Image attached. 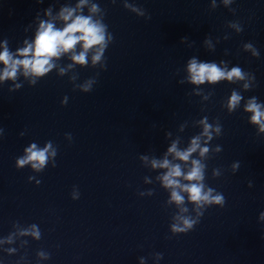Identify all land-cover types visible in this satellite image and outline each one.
I'll return each mask as SVG.
<instances>
[{"label":"water","instance_id":"obj_1","mask_svg":"<svg viewBox=\"0 0 264 264\" xmlns=\"http://www.w3.org/2000/svg\"><path fill=\"white\" fill-rule=\"evenodd\" d=\"M79 2L0 0V51L15 56L41 21L62 28L60 10ZM74 15L107 25L101 61L68 52L42 77L0 80V264H264V131L246 110L253 97L264 110V0H87ZM193 58L244 79L193 83ZM233 91L242 98L229 110ZM197 136L203 156L168 152ZM32 143H51L45 165L16 167ZM164 159L184 173L199 160L200 183L224 205L180 189L183 204L172 201L167 169L152 166ZM180 216L197 223L174 232Z\"/></svg>","mask_w":264,"mask_h":264},{"label":"clouds","instance_id":"obj_2","mask_svg":"<svg viewBox=\"0 0 264 264\" xmlns=\"http://www.w3.org/2000/svg\"><path fill=\"white\" fill-rule=\"evenodd\" d=\"M114 2V0H113ZM229 0H225L228 3ZM87 0H80L76 8L64 7L59 12V18L63 20L64 26L57 28L53 23L47 21H41L39 28L35 35V40L32 43H28L26 46L18 49L17 53L14 54L9 52L7 47H4L3 51H0V63H3L4 68L0 70V80L12 79L15 80L18 71L22 70L23 75L28 77H42L55 67L53 58H59L62 54L72 52L71 59L78 64H87V56L89 51H92L91 60L93 64L101 61L104 58V52L107 49L108 42L113 40L114 37L106 32L107 25L100 21L93 19L91 15H74V13L84 4ZM92 12L98 11L97 5H92ZM50 14V10L46 12ZM150 18V17H146ZM242 30V29H238ZM182 39H186L182 38ZM81 46V51L77 54L75 52L77 45ZM246 48H252V44H246ZM254 55L259 53L253 49ZM22 57V58H18ZM72 67V65H69ZM106 68V66H105ZM61 72L64 69L60 70ZM188 72L190 73V79L193 83L200 84L205 81L218 82L220 80L232 81L236 79H244V73L240 67H233L230 71H226L218 67L215 63H197L196 59L193 58L188 63ZM32 83L35 84L36 80L33 79ZM91 82L83 85V91L88 92L90 90ZM17 87H19L17 85ZM247 88L248 85L246 84ZM241 96L235 91L232 92L228 100L229 110H233L241 101ZM61 104H66L65 101H61ZM246 110L252 112L251 121L260 125V130L264 131V110H261V105L256 103L255 97L250 100L246 106ZM212 126L205 124L203 135L210 136L209 129ZM219 131V128L216 129ZM23 135V133H21ZM200 137L193 138L191 145L186 150H179L174 142L168 149L169 153H173L175 158L187 162L192 153L200 149V155L203 156L208 148L200 147ZM52 147L51 143H48L45 148L38 149L35 143H32L24 151L26 155L20 157L16 161V167H23L26 164L31 163L32 168L40 169L45 165L47 161V154L49 149ZM53 150L52 155H55ZM55 162L53 167H55ZM153 167L165 168L167 172L163 175L162 180L166 187L172 189L171 200L175 201L178 205L183 204L184 197L180 194V191L188 193V199L195 202L197 206L202 204H219L221 206L225 203V197L221 193L213 195L214 189L208 188L204 190L205 186L200 183L203 178L204 165L199 160H192L191 168L186 172H182L180 164H171L168 159L162 161L153 160ZM235 168L236 165H233ZM218 171H214V175H218ZM183 177L187 181H195V183L181 184L180 180L177 179ZM249 187H252V182L249 181ZM180 189V191H177ZM74 199L77 197H73ZM181 211H187L186 208H182ZM261 217L264 218V212L261 213ZM179 220L182 221V225L173 224L172 230L174 232L186 233L189 229H193L197 221L192 220L188 217L180 216ZM31 235L37 239L40 236L36 225H32ZM27 234V230H25ZM162 253H157L159 258H162Z\"/></svg>","mask_w":264,"mask_h":264}]
</instances>
